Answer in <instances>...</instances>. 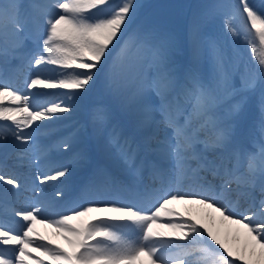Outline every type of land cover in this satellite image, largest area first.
<instances>
[{"label":"snow or ice","instance_id":"snow-or-ice-1","mask_svg":"<svg viewBox=\"0 0 264 264\" xmlns=\"http://www.w3.org/2000/svg\"><path fill=\"white\" fill-rule=\"evenodd\" d=\"M138 7L137 0H0V122H10L0 123V264H46L34 253L49 264H144L142 257L147 264H208L209 258L212 264H264V55H255L257 45L264 49V4H206L184 31L154 25L127 32ZM218 16L236 36L241 30L233 20L244 19L253 62H242L234 74L212 42L209 78L193 61L204 28ZM25 65L32 71L19 85ZM101 74L110 91H126L122 119L102 100L91 112L95 128L107 134L105 150L122 163L125 176L116 181L97 169L84 195L111 199L65 209L71 215L50 212L42 199L12 206L29 186L43 196L48 182L90 162L78 134L59 142L71 153L67 163L49 158L37 143L36 122L64 118L74 105L35 102L42 94L30 90H73L86 101L82 93ZM28 166L35 169L31 180L15 174ZM176 203L203 206L242 226L243 242L222 240L194 218L158 224L161 217L181 216L170 207ZM10 206V215L20 218L16 228L6 219ZM37 222L55 227L71 250L52 240L33 248L37 238L47 239L36 231ZM130 229L138 230L132 238Z\"/></svg>","mask_w":264,"mask_h":264},{"label":"rangeland","instance_id":"rangeland-1","mask_svg":"<svg viewBox=\"0 0 264 264\" xmlns=\"http://www.w3.org/2000/svg\"><path fill=\"white\" fill-rule=\"evenodd\" d=\"M147 1L148 0H137V4L139 5V7L136 11V17H133L134 18L133 21L135 20V18L137 19L133 24L132 31L137 27H151L154 25H163L169 29L184 31L186 30V25L190 21L193 13L196 12L200 6L211 3H223V4L238 3V0H152L147 5L143 6L144 4H146L144 2ZM109 2L111 5H116L119 4L120 0H115V1L109 0ZM248 2L251 5L255 6L257 9H259L261 4H264V0H248ZM244 23H245L244 19L241 18L240 16H237L233 20L234 26L237 29L241 30V34L239 36L233 35L232 33L226 30L224 26L225 18L223 16H218L204 28L201 53L199 58L193 61L201 74L209 78H211L212 75L214 74V54L212 48L210 47V44L212 42H215L218 49L223 50L225 59L229 61V68L233 69L234 74H235V67L242 66V62L243 64L253 62L252 61L253 54L250 52L249 45L245 39L246 34L243 31ZM239 37H241L242 39L244 38V40L242 42L240 40L237 41ZM255 55L257 57L264 55V52L260 50L259 45H257V52L255 53ZM184 58L186 60H190V61L192 60V57L188 53L185 54ZM13 63L18 64L19 61H13ZM58 67L59 66L56 65H48L47 68L49 70H52V69H57ZM41 78L44 77L42 76ZM19 83H20L19 85H23L25 82L19 81ZM48 90L53 91L54 89H48ZM55 90L61 91L60 96L58 98H55V100L64 104L74 105L73 111H71L70 113L63 114L64 118L57 119L56 125L60 124L61 127V129L57 131L59 133L65 130L64 132H68L70 136H75L77 134L78 135L80 134L78 133V130L81 129L82 122L79 124L77 123L76 119L77 118L82 119L85 121L84 123H86L87 120H90L89 116H91V114L90 112H88L89 114L88 118L84 119L83 117H80V115H78L80 113L79 108L81 109L80 106H82L83 108L88 107L89 102L92 105L91 108H93L98 101L102 100L113 111L114 114L118 115L117 116L118 118L122 119L124 117V107L126 106L127 103L125 98L126 91L123 87H119L118 89L114 87L110 91L103 74H101L99 79H97L96 83L89 88L86 101L78 99L76 96H72L71 93L73 90H67V89H55ZM35 91H37V89ZM82 94L84 96L86 95L85 93ZM71 115L76 117L75 123H73V120H70ZM58 121H62V122L59 123ZM4 123H10V122H4ZM73 124H75L74 128H73ZM54 128L57 127L53 126L52 129L48 130V132L51 133ZM79 138H81L80 135ZM27 147H31V143L27 145ZM104 155L109 156L110 154L108 151H105ZM77 166L80 167V165ZM41 170L47 171V168H45L42 165ZM34 171L35 169H33L31 166L22 167L20 175L22 174L23 176H26L31 179ZM53 184H54L53 181L48 182V184L44 186L45 187L44 189H47L48 186L50 187ZM29 187H30L29 194L25 195L28 197V198L26 197L28 200L29 198L33 200L45 199L44 196H39V194L34 195L32 191V187L31 186ZM182 206H183L182 208L183 213H185L190 207V205L186 203L183 204ZM201 209L202 212H206L207 210L203 207ZM52 229L54 228H48L47 232L43 231L41 233H46V235L52 236L55 233V231ZM38 256L41 255L38 254ZM41 257L45 261L48 260V258L44 257L43 255Z\"/></svg>","mask_w":264,"mask_h":264},{"label":"bare ground","instance_id":"bare-ground-1","mask_svg":"<svg viewBox=\"0 0 264 264\" xmlns=\"http://www.w3.org/2000/svg\"><path fill=\"white\" fill-rule=\"evenodd\" d=\"M32 71V69H29L26 65L22 68L19 69L18 71V77L17 80H19L21 78V74H23L25 71ZM16 80V81H17ZM43 92V90H42ZM57 93H48V94H43L41 95V97H45V99H55V97L57 96ZM56 138H51L50 140V144H48L49 140L47 139V147L51 146L53 144H55V140ZM59 151V150H58ZM94 159L95 157L91 158V164L89 166H91L90 171H88V174L92 176V178L94 177V174L96 172V167L93 165L94 164ZM58 162V161H57ZM112 168H114L113 166H111ZM72 175V170H71V174ZM81 178L79 177L78 180H80ZM87 183V181H86ZM78 184H76L77 186ZM74 187V189L72 191H70L71 193H69L67 195V197H69V203L63 207V211H65V209L71 208V207H75L78 204L82 203L81 207H87L88 206V201L90 200H95L96 197L93 196H87L84 195V193L78 192V188ZM85 192V191H84ZM22 202V201H21ZM16 204V203H15ZM189 214H187V216H193L197 219L198 224H203V225H207L208 227H211L212 229L215 230V232L217 233V235L219 237H221L222 240H226L227 242H232L234 239H237L240 243L243 242V236H244V229L242 228V226L240 225H235V224H231L227 221H223L221 219V217L219 216L218 213H215L214 211H212L211 209H207L206 212H202V207L200 205H193V204H189ZM19 206V205H17ZM174 207V206H173ZM79 210V208H78ZM211 214V215H209ZM67 215H71V213L67 214ZM94 215H102L100 213H95ZM181 217H183V215L177 217V221L180 222L181 221ZM192 217V218H193ZM184 219V217H183ZM188 218H185V220H187ZM164 221H166L164 219ZM220 227H225L224 231H218V228ZM134 231H138V230H133L131 229L130 234H129V238H132V235L134 233ZM53 241H55L56 244L61 245L64 248H68L69 250H71L70 245L67 243V241H65L64 239L61 238L60 235L57 234V236H54V239L52 238ZM35 254V253H34ZM142 260H145L144 264H147V258L146 257H142ZM137 264H140V262L138 261ZM208 264H212V258H209Z\"/></svg>","mask_w":264,"mask_h":264}]
</instances>
